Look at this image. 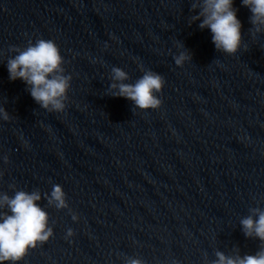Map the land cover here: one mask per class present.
Segmentation results:
<instances>
[{"label":"clouds","instance_id":"clouds-1","mask_svg":"<svg viewBox=\"0 0 264 264\" xmlns=\"http://www.w3.org/2000/svg\"><path fill=\"white\" fill-rule=\"evenodd\" d=\"M233 3L234 0H194L191 10L199 11L189 22L200 21L198 26L201 30L211 31L216 50L228 55L236 54L243 41L242 23ZM241 3L251 12L249 20L254 32H264V0H241ZM9 51L16 53L7 59L9 80H22L40 108L48 112H63L69 100L72 75L66 74L64 57L57 43L41 38L34 43L29 40L23 48L12 46ZM191 60L192 55L188 50L180 51L174 56L178 67H183ZM129 78L123 69L113 67L109 95L126 98L140 110H156L161 107L162 100L156 94L161 93L165 85L162 75L145 70L135 83L124 82ZM0 119H11L3 106H0ZM3 159L5 163L8 162L7 156ZM42 198L47 201L48 207H55L57 210L69 208L66 193L59 184H54L50 193L42 194L39 189L31 192L17 190L13 196L0 193V264H19L30 250L42 246L53 237L49 213L39 203ZM249 213L240 220V225L247 238L260 241L259 250L255 254L244 255L240 254L238 248L232 255L217 250L216 259L211 264H264V208L253 207L249 209ZM72 219L78 220L77 215L73 214ZM73 235V230L68 229L66 237ZM125 264H144V261L140 258H128Z\"/></svg>","mask_w":264,"mask_h":264}]
</instances>
